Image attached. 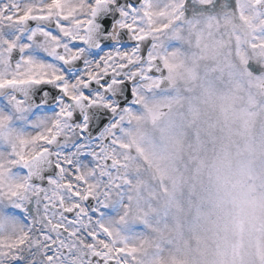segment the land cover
Listing matches in <instances>:
<instances>
[{
    "label": "clouds",
    "instance_id": "9594fccd",
    "mask_svg": "<svg viewBox=\"0 0 264 264\" xmlns=\"http://www.w3.org/2000/svg\"><path fill=\"white\" fill-rule=\"evenodd\" d=\"M0 264H264V0H0Z\"/></svg>",
    "mask_w": 264,
    "mask_h": 264
},
{
    "label": "snow or ice",
    "instance_id": "6c2138e0",
    "mask_svg": "<svg viewBox=\"0 0 264 264\" xmlns=\"http://www.w3.org/2000/svg\"><path fill=\"white\" fill-rule=\"evenodd\" d=\"M0 14H6L7 19L14 20L16 22H20L29 18L28 13H25L23 16L21 15L13 16L11 15V13H8L7 7H5L3 10H0Z\"/></svg>",
    "mask_w": 264,
    "mask_h": 264
}]
</instances>
